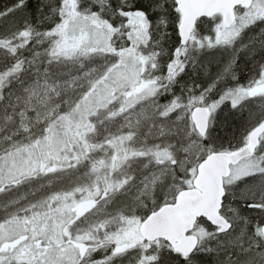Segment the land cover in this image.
Masks as SVG:
<instances>
[{"label": "snow or ice", "instance_id": "6c2138e0", "mask_svg": "<svg viewBox=\"0 0 264 264\" xmlns=\"http://www.w3.org/2000/svg\"><path fill=\"white\" fill-rule=\"evenodd\" d=\"M0 264H264V0H0Z\"/></svg>", "mask_w": 264, "mask_h": 264}]
</instances>
